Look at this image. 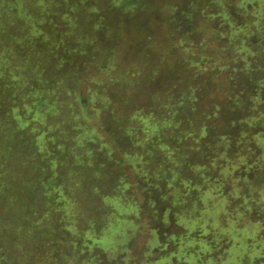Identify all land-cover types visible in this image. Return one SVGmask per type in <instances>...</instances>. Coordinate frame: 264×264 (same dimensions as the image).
Instances as JSON below:
<instances>
[{
	"label": "rangeland",
	"instance_id": "374dc122",
	"mask_svg": "<svg viewBox=\"0 0 264 264\" xmlns=\"http://www.w3.org/2000/svg\"><path fill=\"white\" fill-rule=\"evenodd\" d=\"M238 2L232 0L230 6L236 27L264 28L261 0L244 1L250 13L245 5L237 7ZM179 3L175 20L170 22L163 21L158 10L127 19V41L121 42L115 63L122 69H115L113 76L127 80L124 66L135 61L146 64L144 76L155 67L154 54L142 62L143 52L134 48L138 42L134 47L129 42L133 39L143 37L146 41L141 45H146L149 36L161 43L173 37L190 46L203 43L209 50L229 44L228 24L215 16L210 0ZM247 15L251 16L249 23ZM95 18L88 9L59 0H0V84H4L0 87L4 100L0 101V259L10 264H224L249 251L252 256H264V241L253 237L249 248L244 238L226 231L230 219L223 192L207 190L212 180L201 168L194 181L178 179L160 191L154 186L162 179L156 156L165 146L157 145L153 137L160 127L169 130L172 120L125 116L121 131L131 135L133 145L117 152L124 159L122 169L117 164L108 168L107 156L112 154L103 140L80 127L74 117L70 101L74 98L77 106L76 93L85 98L88 93L79 86L78 77L70 74L75 69L74 54L66 61L68 49L61 45L65 41L69 48L75 47L74 52L79 49L92 55L94 51L79 40L93 34ZM109 46L110 42L104 47ZM155 48L149 50L156 53L159 49ZM108 54L107 50L101 58L104 67ZM253 64L262 67L264 58L260 65ZM96 69L92 66L89 72L94 74ZM144 76L132 85L114 88L126 97L134 94L140 106L155 90ZM255 79L263 84L264 73ZM62 80L75 90L65 97L58 88ZM41 98L44 105L37 112L43 122L29 123L9 111L15 99L16 105L28 106L33 113ZM262 98L259 95L257 100ZM139 176L150 182L147 186L154 189L152 193L145 188L133 190L124 181ZM111 179L120 180L110 185ZM143 202L142 210L138 205ZM161 228L177 233L166 239L171 243L169 254L154 261V249L162 247ZM210 254L216 255L217 262Z\"/></svg>",
	"mask_w": 264,
	"mask_h": 264
},
{
	"label": "trees",
	"instance_id": "16d2710c",
	"mask_svg": "<svg viewBox=\"0 0 264 264\" xmlns=\"http://www.w3.org/2000/svg\"><path fill=\"white\" fill-rule=\"evenodd\" d=\"M59 1L88 9L91 15L96 16L93 34L88 38L80 36L79 40L80 44L94 51L92 55L85 50L74 52L75 47L69 48V43L65 41L61 44L68 49L66 61L72 59L74 54L75 69L70 74L78 77L79 86L85 87L88 98L76 93L79 97L77 101H80L77 106L74 105V98L70 101L72 105L68 101L67 104L63 97L59 99L74 107V117L78 118L80 127L87 128L92 135L103 140L112 154L107 156L108 168L112 169V164H117L122 169L124 159L118 158L117 152L124 146L130 148L133 145L131 135L121 131L125 116L168 118L172 120V127L169 130L160 127L153 137L157 145L165 146V150L161 147L156 156L160 169L158 175L162 179L154 186L160 191L178 179L194 181L201 168L205 177L212 180L207 190L217 188L223 192L224 209L229 212L227 221L230 219L226 231L235 238H244L249 248L253 237L264 241V83H257L255 79L257 74L264 73V65L259 67L253 64L255 61L259 64L264 58V28L247 24L237 28L230 12L232 0H210L214 4L215 16H220L228 24L229 44L209 50V46L203 43L190 46L185 40L176 41L173 37L161 43L154 36H149L146 45H141L146 41L143 37L133 39L129 42L132 47L138 42L134 48L143 52L142 62L144 59V62L151 60L154 54L155 67L144 76L142 72L146 64L143 66L135 61L124 66V71L128 72L126 80L112 73L115 69H122L115 63L118 61L120 44L125 38L127 19L158 10L163 21L170 22L175 20L179 11V0H162L158 5H154L156 0ZM244 1L239 0L237 7L245 5L247 8ZM260 5H264V0ZM245 10L250 13L248 8ZM63 15L67 21V12ZM250 17H246L248 23ZM146 28L142 27V30ZM109 42L110 46L106 49L104 46ZM155 47L159 50L153 53ZM150 48H153L152 51ZM107 50L109 60L104 67L101 58ZM92 66L97 68L94 74L89 72ZM87 72L88 75L83 76ZM142 75L153 82L155 90L139 106L134 94L126 97L114 87H122L125 83L132 85ZM58 85L59 93L64 97L66 92L75 91L65 80ZM259 95L263 97L260 101L257 100ZM50 100H53V96ZM0 101L4 102L3 98L0 97ZM15 101L12 99L9 111H16L18 117L29 123L43 122L39 114L40 105H44L42 98L37 108H32L33 113L28 106L20 108ZM136 179L127 178L124 181L133 190L145 188L147 192H153L154 189L147 186L150 182L145 183L140 176ZM118 180L111 179L108 183L111 185ZM144 205L145 202L138 206L143 210ZM161 229L159 236L162 247L154 249L153 256L157 255L154 261L169 254L171 243L166 239L177 233L175 230L164 232ZM234 251H238V248ZM249 252L224 264H264V256H252V252ZM212 256L217 262L216 255ZM121 259L126 260V257ZM0 264L10 262L0 259Z\"/></svg>",
	"mask_w": 264,
	"mask_h": 264
}]
</instances>
